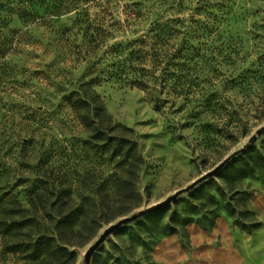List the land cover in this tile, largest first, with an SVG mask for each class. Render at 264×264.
<instances>
[{
	"label": "rangeland",
	"instance_id": "374dc122",
	"mask_svg": "<svg viewBox=\"0 0 264 264\" xmlns=\"http://www.w3.org/2000/svg\"><path fill=\"white\" fill-rule=\"evenodd\" d=\"M177 17L195 30L192 76L200 85L181 95L162 89L160 110L150 91L106 78L92 82L95 52L76 28L60 35L13 21L1 31L0 38L13 41L0 43V172L8 186L36 169L65 180L87 224L65 245L72 255L63 264H83L107 226L189 185L264 125V0H101L90 14L106 31L118 28L108 43ZM113 20L119 27L109 26ZM82 79L137 142L143 161L127 191L122 179L129 161L91 140L66 100ZM201 88L215 95V111L199 107ZM21 139L30 140L27 151ZM13 234L0 233V264H58L47 253L29 259L5 250ZM252 263L264 264V133L213 176L110 233L89 261Z\"/></svg>",
	"mask_w": 264,
	"mask_h": 264
},
{
	"label": "trees",
	"instance_id": "16d2710c",
	"mask_svg": "<svg viewBox=\"0 0 264 264\" xmlns=\"http://www.w3.org/2000/svg\"><path fill=\"white\" fill-rule=\"evenodd\" d=\"M100 1L0 0V37L2 29L8 28L13 21L25 28L42 24L60 35L76 28L75 32L80 33L95 52L96 58L90 68L98 73V78H92L95 80L91 81L106 78L150 91L155 110H160L162 101L159 95L162 89L167 88L169 92L181 95L193 92V87L200 85L197 82L199 78L192 76L194 51L190 42L196 37L195 30L184 25L185 19L156 20L141 34L131 31L129 34L133 33V36L127 35L128 38L108 43L109 39L118 35V28L113 32L106 31L103 22H95L90 18L91 8ZM65 20L70 21L69 26H66ZM113 22L109 26L119 27L117 20ZM122 32L126 33L124 30ZM106 38L108 40L104 42ZM12 39L5 36L0 38V43L5 47L11 45ZM201 89L199 107L203 111H215V95L206 96L205 89ZM66 100L71 101L91 140L108 145L112 155H119L129 161L127 176L122 179V187L127 191L137 178L143 161L136 140L126 134L131 130L112 122L99 95L88 81L80 80ZM194 113L192 117L197 115ZM20 144L26 151L31 145L28 139H21ZM246 173L244 171L242 175ZM4 179L0 172V233L13 229L14 234L3 248L29 259L47 253L58 264H63L64 258L72 255L65 245L73 243L72 238L87 224V220L80 216L82 206L76 204L65 180L39 169L20 176L11 186ZM5 187L8 189L4 190ZM77 219L82 220L78 229L74 227ZM182 221L190 222L192 219L185 218ZM212 225L213 222H209L206 228Z\"/></svg>",
	"mask_w": 264,
	"mask_h": 264
},
{
	"label": "water",
	"instance_id": "95a60500",
	"mask_svg": "<svg viewBox=\"0 0 264 264\" xmlns=\"http://www.w3.org/2000/svg\"><path fill=\"white\" fill-rule=\"evenodd\" d=\"M264 133V125L262 127H260L257 131L256 134L251 136V138L249 139L248 142H246L244 145H242L240 148L233 150L231 153H229L219 164H217L212 170L202 174L200 177H198L197 179L193 180L189 185L182 187L178 190H176L175 192H173L172 194H170L169 196H167L166 198L144 208L141 210H138L135 213H132L128 216H124L120 219H118L116 222L111 223L109 226H107L104 231L100 234V236L98 237V239L94 242V244H92L84 253V258H83V264H89L91 255L93 253V251L98 247V245L104 241V239L112 232H114L115 230H117L120 226L127 224L133 220L138 219L139 217H142L146 214H149L157 209H159L160 207L168 204L169 202H171L173 199H175L176 197H178L181 193L185 192V191H189L190 189H192L197 183L203 181L204 179L213 176L215 173H217L228 161H230L234 156H236L237 154L241 153L242 151L248 149L250 146H252V144L255 142V140Z\"/></svg>",
	"mask_w": 264,
	"mask_h": 264
},
{
	"label": "crops",
	"instance_id": "0c3cea01",
	"mask_svg": "<svg viewBox=\"0 0 264 264\" xmlns=\"http://www.w3.org/2000/svg\"><path fill=\"white\" fill-rule=\"evenodd\" d=\"M253 264V263H252Z\"/></svg>",
	"mask_w": 264,
	"mask_h": 264
}]
</instances>
